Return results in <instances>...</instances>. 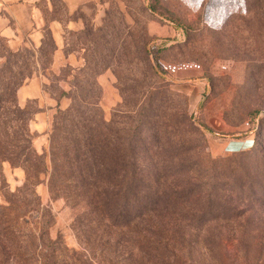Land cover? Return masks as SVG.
I'll return each instance as SVG.
<instances>
[{"label":"rangeland","instance_id":"obj_1","mask_svg":"<svg viewBox=\"0 0 264 264\" xmlns=\"http://www.w3.org/2000/svg\"><path fill=\"white\" fill-rule=\"evenodd\" d=\"M263 5L264 0H96L90 5L88 27L69 38V49L80 51L84 64L63 67L48 85L54 94L67 96L68 107L52 115L42 149L35 146L39 134L29 122L38 155L31 164L0 165V205L31 207L26 215L31 226L18 229L34 233L41 243L38 235L47 227L52 240L61 238L70 250L107 264L102 238L84 239L89 247L78 239L74 222L87 201L54 172V159L58 165L66 162L67 144L79 140L86 176L104 161L93 178L104 183L118 174V163L133 158L129 148L135 146L139 174L148 181L158 169L177 174V183L199 176L197 183L205 185L200 190L211 195L213 235H196L190 224L192 238L168 246L170 264L186 261L189 249L187 264H264ZM53 52L47 35L44 64ZM34 54L11 50L0 35L1 110L6 86L29 115L38 110L34 102L18 99L19 88L35 73ZM60 80L67 81L66 91Z\"/></svg>","mask_w":264,"mask_h":264},{"label":"trees","instance_id":"obj_2","mask_svg":"<svg viewBox=\"0 0 264 264\" xmlns=\"http://www.w3.org/2000/svg\"><path fill=\"white\" fill-rule=\"evenodd\" d=\"M155 61L161 67L158 55ZM3 94L6 97L3 110L0 107V165L9 161L27 166L34 156L38 157L33 148L35 134L29 129V122L38 110L29 115L27 107L13 101L11 89L7 86L3 88ZM59 96L67 97L64 94ZM135 148H129L133 155L131 160L116 165L118 174L100 183L93 178L99 174L104 161L99 160L92 176H86L87 163L81 158V144L79 140H72L65 149L68 160L58 165L54 159V172L64 176L65 183L70 180L75 191L79 190L78 197L83 196L87 201V207L74 222V230L82 244L84 239L91 243L94 236L102 238V258H109L107 264H111V260L115 264H170L172 257L168 246L177 241H189L194 235L188 229L190 224L195 227L196 235H213L208 225L211 195L200 190L205 185L201 187L197 183L199 176L187 175L177 183L176 178L180 179L177 174L159 173L158 169L148 181L139 174ZM60 168L61 171L65 168L68 175L61 174ZM184 168L189 170L186 166ZM38 183L37 179L34 186ZM197 204L205 205L198 209ZM20 207L21 204L0 205V264H98L82 251L70 250L61 238L52 240L45 232L47 227L38 235L41 243L34 233L27 235L18 229L20 226L27 228L32 222L26 218L31 207ZM83 245L89 247L87 243ZM189 250L185 253L186 261L178 260L179 263L190 261L192 254ZM208 251L213 253V246L208 247ZM66 256L73 262H67Z\"/></svg>","mask_w":264,"mask_h":264},{"label":"crops","instance_id":"obj_3","mask_svg":"<svg viewBox=\"0 0 264 264\" xmlns=\"http://www.w3.org/2000/svg\"><path fill=\"white\" fill-rule=\"evenodd\" d=\"M96 0H0V35L11 50L31 49L35 52V73L19 88L18 99L38 106L30 127L39 134L35 146H46L51 117L58 108H66L67 97L48 89L52 74L59 75L63 67L79 68L84 64L80 51L70 50L69 38L88 27L89 7ZM47 35L53 40L54 52L49 64H44L42 48ZM105 77L100 78V82ZM67 90L65 80L58 81Z\"/></svg>","mask_w":264,"mask_h":264}]
</instances>
